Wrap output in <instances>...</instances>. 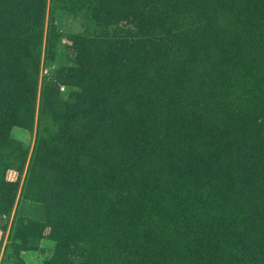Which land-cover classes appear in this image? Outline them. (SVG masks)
<instances>
[{"label":"trees","instance_id":"1","mask_svg":"<svg viewBox=\"0 0 264 264\" xmlns=\"http://www.w3.org/2000/svg\"><path fill=\"white\" fill-rule=\"evenodd\" d=\"M48 11L91 29L41 80ZM19 195L22 264H264V0H0V216Z\"/></svg>","mask_w":264,"mask_h":264},{"label":"rangeland","instance_id":"2","mask_svg":"<svg viewBox=\"0 0 264 264\" xmlns=\"http://www.w3.org/2000/svg\"><path fill=\"white\" fill-rule=\"evenodd\" d=\"M54 20V24L57 27L58 32L61 34L62 38L59 40V47L57 49V58L56 61L50 65L48 68H43L41 70V80L47 75L48 72H51L59 67L67 65L65 59V51L63 44L65 39L69 35H78L82 34L87 30L91 29V24L86 18L81 15H70L65 12L56 13L51 15L50 12H47V22ZM12 136L15 140L22 143L24 148L28 151L29 157L28 162L31 156V153L34 148L35 138H36V126L32 131H25L22 129H13ZM18 214L25 218H31L34 220H40L42 217V209L40 206L24 201L20 195L17 198L15 208L10 217L6 218L0 216V264H22L20 260H16L15 251L9 241V236L14 223V216ZM53 245L45 238L41 244L36 254H29L31 256L26 260L28 264H43L48 260L52 254ZM24 264V263H23Z\"/></svg>","mask_w":264,"mask_h":264},{"label":"crops","instance_id":"3","mask_svg":"<svg viewBox=\"0 0 264 264\" xmlns=\"http://www.w3.org/2000/svg\"><path fill=\"white\" fill-rule=\"evenodd\" d=\"M29 254H36V253H34V252H31V253H24L23 255H22V259H23V261H24V264H28L27 263V260H26V256L27 255H29ZM31 258V256H27V259L29 260Z\"/></svg>","mask_w":264,"mask_h":264}]
</instances>
